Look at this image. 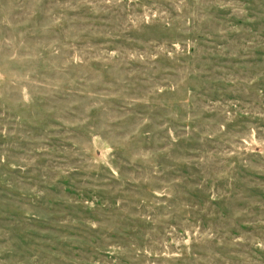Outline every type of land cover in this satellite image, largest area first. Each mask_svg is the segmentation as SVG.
<instances>
[{"label": "rangeland", "instance_id": "rangeland-1", "mask_svg": "<svg viewBox=\"0 0 264 264\" xmlns=\"http://www.w3.org/2000/svg\"><path fill=\"white\" fill-rule=\"evenodd\" d=\"M0 264H264V0H0Z\"/></svg>", "mask_w": 264, "mask_h": 264}]
</instances>
